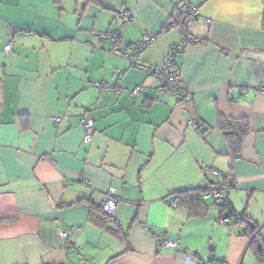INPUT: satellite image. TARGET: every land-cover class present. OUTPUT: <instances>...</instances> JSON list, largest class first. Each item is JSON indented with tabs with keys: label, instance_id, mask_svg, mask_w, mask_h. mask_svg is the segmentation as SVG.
Wrapping results in <instances>:
<instances>
[{
	"label": "crops",
	"instance_id": "crops-1",
	"mask_svg": "<svg viewBox=\"0 0 264 264\" xmlns=\"http://www.w3.org/2000/svg\"><path fill=\"white\" fill-rule=\"evenodd\" d=\"M181 1L0 0V264H264V58L245 55L264 53V0H186L199 9V43L165 28ZM123 8L132 19L120 23ZM114 26L115 40L100 42ZM144 32L155 39L141 62L161 67L180 48L188 104L112 51ZM99 81L121 91H97ZM83 116L93 119L87 144ZM218 116L248 121L236 157ZM205 166L233 171L223 202L249 222H219L228 211L211 200L179 203L216 180ZM110 187L118 201L105 221ZM161 234L177 247H160Z\"/></svg>",
	"mask_w": 264,
	"mask_h": 264
},
{
	"label": "built area",
	"instance_id": "built-area-1",
	"mask_svg": "<svg viewBox=\"0 0 264 264\" xmlns=\"http://www.w3.org/2000/svg\"><path fill=\"white\" fill-rule=\"evenodd\" d=\"M118 20L120 23L128 22L132 19L131 13L127 8H123L118 12ZM199 17V9L197 6L190 4L186 0H182L178 4V14L172 18L166 25V29L175 28L178 30L181 40L183 43H199L201 42L198 38H195L191 35V29L195 24L196 20ZM208 22V20H206ZM118 36V26L108 31L97 32V37L100 42L106 40L114 41ZM155 39V36L144 32L141 40L133 47H129L128 50H120L119 48L111 46L112 51L115 54L124 56L129 59L132 66L145 70L148 74L155 76L158 80L157 90L162 93H170L176 97L180 102L188 104L190 94L182 80L180 71L174 63L176 53L180 50L179 47H172L169 49L165 56L164 64L161 67H154L144 62H141L138 58L139 54L148 47ZM11 42H6L4 49L6 51L11 49ZM94 87L97 91H114L120 92L121 88L107 84L105 81H99L94 84ZM264 93V88L259 89ZM141 92L140 85H136L130 89V95L134 96ZM53 122L58 123L60 121L59 117H51ZM193 128L198 134L202 133V130L194 120L190 121ZM77 127L82 132L83 142L85 144L89 143L91 140L93 132V119L90 116H83L78 121ZM236 157V156H235ZM205 174H212L216 177V180L211 182L205 190L201 193L202 200H211L216 207L219 209V205L223 202V199L226 195L228 188L236 187L237 180L233 175L231 170L229 174H223L220 170H217L213 167L205 166ZM117 199L114 196V188H108L105 199L103 203V211L106 215L111 216L113 210L116 207ZM171 203L176 205L175 200H172ZM230 218L228 215H221L219 217V222L228 223ZM59 237L64 242V244L69 245L70 242L67 239V234L65 231H59ZM157 243L160 247L174 249L177 247V241L167 238L164 234H161L157 237ZM78 250V248H75Z\"/></svg>",
	"mask_w": 264,
	"mask_h": 264
},
{
	"label": "trees",
	"instance_id": "trees-1",
	"mask_svg": "<svg viewBox=\"0 0 264 264\" xmlns=\"http://www.w3.org/2000/svg\"><path fill=\"white\" fill-rule=\"evenodd\" d=\"M262 27L264 29V17H263ZM217 124H218V129L224 133L231 154L237 156L241 150L242 141L249 132L248 121L244 118H231V117L226 118L223 116H218ZM198 127L201 126L198 125ZM201 130L203 131V128H201ZM204 190L205 189H201V190L192 189V190L179 192L177 195V197L179 198V203L184 206H189L191 203L200 205L201 202L204 201L201 198V193ZM224 209L228 211L226 215H228L229 218L230 216H235L236 218H240L244 221L249 222L245 215L243 214H240L239 216L235 215L234 210L232 208H229L228 204L222 202L219 205L218 211L221 213ZM104 217L106 221V219L110 218L111 216H108L104 213ZM249 232L253 234L255 231L253 229H250ZM253 235L254 236L250 239V243H253V241H257V240L260 241L257 233H254ZM256 257L258 260H262L264 258V253L262 252L261 247L258 248L256 247Z\"/></svg>",
	"mask_w": 264,
	"mask_h": 264
},
{
	"label": "water",
	"instance_id": "water-1",
	"mask_svg": "<svg viewBox=\"0 0 264 264\" xmlns=\"http://www.w3.org/2000/svg\"><path fill=\"white\" fill-rule=\"evenodd\" d=\"M245 55L247 57L254 58L257 60H262L264 58V53L247 52ZM210 257H212V249H210V254H209L208 258H210Z\"/></svg>",
	"mask_w": 264,
	"mask_h": 264
}]
</instances>
